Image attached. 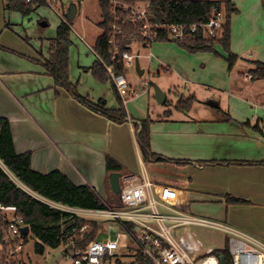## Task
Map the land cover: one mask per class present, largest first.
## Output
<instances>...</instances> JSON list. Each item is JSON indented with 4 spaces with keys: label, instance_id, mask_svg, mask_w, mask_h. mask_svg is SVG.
I'll return each mask as SVG.
<instances>
[{
    "label": "crops",
    "instance_id": "0c3cea01",
    "mask_svg": "<svg viewBox=\"0 0 264 264\" xmlns=\"http://www.w3.org/2000/svg\"><path fill=\"white\" fill-rule=\"evenodd\" d=\"M229 1L237 9L230 20V50L238 57L233 67L228 70L219 44L214 49L220 57L155 42L149 48L151 60L144 58L143 66L137 59L134 68L139 77L152 66L158 79L160 69L173 73L174 80L156 83L165 100H155L151 85L137 92L128 82L127 96L121 95L128 120L115 123L55 85L43 67L49 43L34 36L33 41L24 17L5 10L0 0V118L9 124L15 152L30 154L33 171L58 170L101 198L111 190L105 168L110 157L127 173L124 180H148L156 197L223 222L264 246V164L233 163L264 161V79L252 80L248 74L256 62L264 63V0ZM38 26L46 23L39 20ZM91 53L94 60L85 62L69 48V80L81 96L115 108L111 83L97 81L89 70L97 60ZM240 64L247 66L241 69ZM204 89L216 93L212 98L196 94ZM190 95L196 101L188 111L173 108L179 97ZM152 103L157 107L151 108ZM147 117L151 151L165 160L145 162L140 155L132 120ZM227 195L247 202L228 203Z\"/></svg>",
    "mask_w": 264,
    "mask_h": 264
},
{
    "label": "built area",
    "instance_id": "2783aa9c",
    "mask_svg": "<svg viewBox=\"0 0 264 264\" xmlns=\"http://www.w3.org/2000/svg\"><path fill=\"white\" fill-rule=\"evenodd\" d=\"M33 0H25L31 2ZM63 21L64 14L55 9L57 0H39ZM109 7L110 21L108 23L107 41L109 45L110 62H104L96 54L109 75L120 96L128 89L129 84L123 73H116L114 65L130 64L132 60L146 58L151 60L149 48L160 35H165L168 41L184 42L198 35L208 41L220 37V29L224 20L223 10L213 5L210 17L203 23L167 22L155 17L151 2L153 0H104ZM137 44L147 53L139 49L132 50ZM124 46L125 49H122ZM94 52V50H93ZM95 53V52H94ZM149 81L142 80L143 88ZM120 186L118 194L120 205L106 206L96 209L71 207L46 199L19 182L17 184L28 194L47 204L50 208L64 213V220L81 217L84 221L78 227H72L60 232L61 248L70 259L69 264H107L108 259L116 257L119 249L120 233L115 239L108 236H96L83 247L74 246L76 235L82 237L89 228L90 221L105 220L119 225L134 243V246L145 255L152 264H221V255L212 246L206 245L198 230L215 229L226 233L228 250L232 264H264V246L253 237L229 225L197 216L183 210L163 199H158L151 191L152 183L143 180ZM0 216L5 225L0 242V264H29L21 257L25 242L19 229L27 226L16 214L15 206L0 203ZM29 233V228H28ZM27 233V234H28ZM71 246V249H66ZM128 248V245L125 246ZM60 264V263H53ZM66 264V263H64Z\"/></svg>",
    "mask_w": 264,
    "mask_h": 264
},
{
    "label": "trees",
    "instance_id": "16d2710c",
    "mask_svg": "<svg viewBox=\"0 0 264 264\" xmlns=\"http://www.w3.org/2000/svg\"><path fill=\"white\" fill-rule=\"evenodd\" d=\"M82 0H77V2ZM5 10L19 12L22 16H27L37 7L45 5L42 1L33 0H2ZM77 4V3H76ZM100 21L98 27L101 33L97 36L93 50L95 54L104 62H110L109 45L107 39L108 23L110 21L109 7L104 0H98ZM151 7L155 17L160 21L167 22H186L203 23L210 17L211 7L217 5L223 10L224 20L220 29V37L208 41L201 39L198 35L184 42H177L178 45L188 53L211 52L215 56L220 55L215 51L214 45L218 43L225 53L223 59L230 70L238 57L230 50V15L237 12V9L229 0H153ZM168 41L165 35H160L156 42ZM72 42L70 40V27L67 21H61L56 27L55 36L50 41L49 56L43 62V67L54 79L55 85L64 88L68 93L82 105L95 113L103 115L115 123H123L128 120L127 112L124 108L122 98L116 91L110 81L109 75L99 60H95L89 70L94 79L100 82L109 81L114 92L117 107L108 108L103 99L96 101L88 97L81 96L77 92L76 85L69 80L68 74V55ZM122 49H125L122 46ZM255 67L249 71L252 80L264 79V63H255ZM116 73H123L124 65L122 63L114 65ZM196 101L194 95L187 98L179 97L173 104V108L186 112ZM165 111L164 115H168ZM151 120L147 117L141 120H132L135 132L136 143L140 155L144 161H162L163 157L156 155L151 151L149 143V133ZM254 128L258 129V126ZM185 163V161H177ZM231 163V162H230ZM237 164H253L262 162H244L236 161ZM105 168L108 173L119 172L122 176L127 173L122 166L110 157L105 158ZM21 185L30 189L34 193L71 207L85 209L103 208L106 206L120 205L118 195L111 190L109 200L101 198L92 188L87 185H74L66 175L58 170H52L46 174H40L33 171L30 167V154L16 153L13 148L11 132L6 119L0 118V203L6 206H15L16 214L19 215L25 224L28 225L29 233L33 234L38 240L35 242L34 249L38 253H43L45 247L57 248L61 246L62 239L60 232H65L72 227H78L84 219L73 217L71 220H64V213H59L50 208L47 204L36 199L24 191L12 178ZM116 201L117 204H113ZM226 202L232 204L246 203L247 200L239 197L226 196ZM5 221L0 216V242L3 236V227ZM103 231L101 224L97 221H90L89 228L83 233L82 237L78 235L74 238V246L83 247L85 244L99 236ZM28 234H23V241L27 242ZM224 246L217 250L222 257L221 264H232L228 250L227 238L224 239ZM65 252V251H64ZM2 255L0 254V258ZM132 264H152L151 261L136 249Z\"/></svg>",
    "mask_w": 264,
    "mask_h": 264
},
{
    "label": "rangeland",
    "instance_id": "374dc122",
    "mask_svg": "<svg viewBox=\"0 0 264 264\" xmlns=\"http://www.w3.org/2000/svg\"><path fill=\"white\" fill-rule=\"evenodd\" d=\"M70 3H75V4L77 3L78 5L77 15L70 21L66 20L70 27V40L72 42L70 48L74 51H78L80 53V56L84 58L85 62L91 63L94 60V57L91 53V51H93L92 47L94 40L101 33V29L98 27V22L100 21L98 1L82 0L77 2V0H57V2L55 3V9L59 14H62ZM231 15H230V20H231ZM23 17L25 19L24 28L27 29L28 34L32 36V40L34 41V39H36L37 41H39V43L42 42L44 44L48 42L49 45L51 39H53L55 36L56 27L61 21H63L57 13L52 11V9L46 5H41L37 7L29 15ZM39 20L45 22L46 26L39 27L38 26ZM159 43L171 44L176 48L182 49L178 45V43L174 41H162ZM217 44L218 43H216L215 45ZM137 49H139L141 53L144 54L147 53L143 48H141L137 44H133L132 50L135 51ZM246 61H244L245 64L248 63ZM140 62L143 66H146V60L144 58H141ZM245 64H240V68L242 69L246 67L247 65L245 66ZM134 67H135L134 60H132L130 64H125L123 69V75L126 78L127 82L132 83V87L137 92H140L142 88L141 85L142 80L149 81L155 84L158 83L161 85L164 84L165 81L167 82V80L168 81L174 80V77H170L173 75V73L164 72L162 69H160L161 79H158L157 74L153 73L154 71L153 66L150 67L149 69L150 71H147L143 77H139L135 72ZM240 78L242 79L241 76ZM262 84L263 82H259L258 85H262ZM204 91H205L204 93L201 91H197L196 94L200 97L212 98L216 93L211 89L210 90L204 89ZM242 91L244 90L242 89ZM123 96L126 97L127 94L123 93ZM168 97L172 98L173 96L172 94H169ZM152 105H150L151 108L157 107L156 104L152 103ZM11 178L17 183V181L12 176ZM119 184L121 187H123L129 185L130 183L128 180H124L122 177L120 179ZM108 197L109 195H106L105 198L103 199L104 200L106 199L108 201L109 200ZM113 204H117V202L113 201ZM98 221L100 222L101 230L103 231L98 238H101L102 236H108L111 239H115L117 232H119L121 235L119 239L120 247L117 251L116 257L108 259L107 264H132L133 255L137 248L134 246V243L128 237V235H126L125 231L119 225L112 224V222L110 221H105V220H98ZM198 232L202 240L206 243V245L212 246L216 250L222 248L225 244L224 239L226 238L227 235L222 231H218L215 229H202V230H198ZM37 240L38 239L35 236H33V234L31 233L28 234L27 242L25 243L23 252L21 254V257L24 259L25 262L29 264H40L42 262H45V264H53L55 262L60 264L70 263V259L67 258V254L64 253L61 247H57V248L45 247L43 253L36 252L34 249V245ZM126 245H128V248H125Z\"/></svg>",
    "mask_w": 264,
    "mask_h": 264
},
{
    "label": "water",
    "instance_id": "95a60500",
    "mask_svg": "<svg viewBox=\"0 0 264 264\" xmlns=\"http://www.w3.org/2000/svg\"><path fill=\"white\" fill-rule=\"evenodd\" d=\"M76 4L75 3H70L67 7V11L66 13L64 14L66 20L70 21L73 19V17L75 16V13H76ZM41 25H45V24H41ZM135 66L137 67L138 66V60L136 59L135 60ZM152 88H153V92H154V98L155 100L162 104L165 100V93L163 91H161V89H159V87L155 84V83H152L150 82L149 83ZM122 178V175L119 173V172H111L109 173L108 175V179H109V184H110V188H111V191L118 195L119 194V191H120V179ZM20 231V234H27L28 233V227L27 226H24V227H21L19 229ZM66 249H71V246L67 247ZM222 257L220 258V261L222 263Z\"/></svg>",
    "mask_w": 264,
    "mask_h": 264
}]
</instances>
